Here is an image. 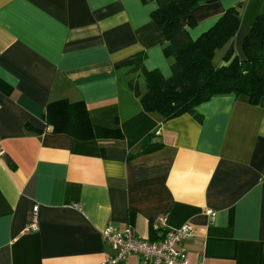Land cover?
Wrapping results in <instances>:
<instances>
[{
	"label": "crops",
	"instance_id": "1",
	"mask_svg": "<svg viewBox=\"0 0 264 264\" xmlns=\"http://www.w3.org/2000/svg\"><path fill=\"white\" fill-rule=\"evenodd\" d=\"M156 8L0 0V264H101L114 255L104 230L130 227L148 240L158 216L191 226L190 264H264V98L213 97L197 107L200 121L142 111L119 66L144 52L147 71L171 76ZM229 8L239 13L233 47L242 58L264 0L202 4L195 27L183 25L194 40ZM61 99L84 102L94 126L117 128L123 140L52 133L45 109ZM149 134L163 147L139 156ZM35 206L38 230L25 232ZM120 264L146 263L131 255Z\"/></svg>",
	"mask_w": 264,
	"mask_h": 264
},
{
	"label": "trees",
	"instance_id": "2",
	"mask_svg": "<svg viewBox=\"0 0 264 264\" xmlns=\"http://www.w3.org/2000/svg\"><path fill=\"white\" fill-rule=\"evenodd\" d=\"M219 0H141L156 2L151 19L164 37L163 53L170 61L171 76L164 78L158 70L147 71L144 52L133 55L119 66L124 78L120 81L138 99L146 113H157L169 120L189 114L201 120L197 107L217 96H245L257 105L264 98V13L258 15L242 42V55L234 53L233 39L240 25L236 8H229L198 38L192 39L183 25L195 27L192 13L202 4ZM223 50L221 64L214 58ZM145 83L140 92L138 79ZM44 121L52 133L64 134L78 141H121L119 129L94 126L82 101L66 99L50 102ZM28 129V128H27ZM149 134L141 141L140 155L158 152L163 144Z\"/></svg>",
	"mask_w": 264,
	"mask_h": 264
},
{
	"label": "built area",
	"instance_id": "3",
	"mask_svg": "<svg viewBox=\"0 0 264 264\" xmlns=\"http://www.w3.org/2000/svg\"><path fill=\"white\" fill-rule=\"evenodd\" d=\"M4 153V149L0 146V158ZM36 212L37 206L33 208V214L25 232L38 230ZM208 214L214 215L213 212ZM192 231L188 224L178 228L169 227L166 216H158L150 222L152 238L148 240L139 237L130 227L123 230L109 227L104 230L102 236L114 255L101 264H120L131 255L138 257L146 264H190L184 242L192 235Z\"/></svg>",
	"mask_w": 264,
	"mask_h": 264
},
{
	"label": "rangeland",
	"instance_id": "4",
	"mask_svg": "<svg viewBox=\"0 0 264 264\" xmlns=\"http://www.w3.org/2000/svg\"><path fill=\"white\" fill-rule=\"evenodd\" d=\"M138 85H139V89L141 91V93H143L145 91V83L144 80L142 78L138 79ZM124 86V85H123ZM125 87V86H124ZM126 88V87H125Z\"/></svg>",
	"mask_w": 264,
	"mask_h": 264
}]
</instances>
